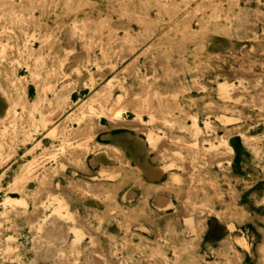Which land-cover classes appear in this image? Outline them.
Returning <instances> with one entry per match:
<instances>
[{"label":"rangeland","instance_id":"obj_1","mask_svg":"<svg viewBox=\"0 0 264 264\" xmlns=\"http://www.w3.org/2000/svg\"><path fill=\"white\" fill-rule=\"evenodd\" d=\"M91 246L264 264V0H0V264Z\"/></svg>","mask_w":264,"mask_h":264},{"label":"bare ground","instance_id":"obj_2","mask_svg":"<svg viewBox=\"0 0 264 264\" xmlns=\"http://www.w3.org/2000/svg\"><path fill=\"white\" fill-rule=\"evenodd\" d=\"M199 26H200V24H199ZM129 136H130V134H129ZM149 139L157 140L159 142L158 148H159V155L160 156H162L165 153V151L168 149V144L172 142V138L168 134H165L164 136H160V135H155L151 132ZM135 140L140 145L141 150H143V152L146 154L147 153V146H146L145 140L138 135H136ZM222 144H223V146H228V137L227 136L223 139ZM177 154L181 155L180 149H178ZM184 164H185V166H191L192 162L185 160ZM141 168H142V166H141ZM146 169H147V167H146ZM148 170L152 173L162 172V171H158L160 169H158V170L154 169V166H152L150 164L148 165ZM27 175H29V174H27ZM147 175H149V174H147ZM155 177H157V176H155ZM158 198H160L159 199L160 200L159 205H161V206L162 205L163 206L169 205L170 200L165 195L164 196L160 195V197H158ZM42 226H43L42 227V235H41V238L39 241L40 247L44 253H46L48 255H52L56 250L60 249L67 242L68 231H69L70 227L67 225L65 220L56 213H54L48 219H46ZM142 254H144V253H142ZM81 256L84 257L83 260H81ZM64 261L67 262L68 264H109V262L106 261V259L102 256V253H101L98 246H91L90 248H88V250H84V251L82 250L79 253H74L73 259H70L68 256H65Z\"/></svg>","mask_w":264,"mask_h":264}]
</instances>
